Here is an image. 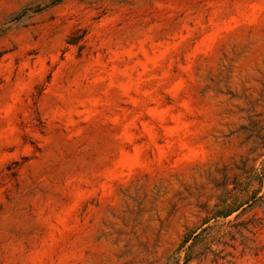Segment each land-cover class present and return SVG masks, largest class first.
Returning <instances> with one entry per match:
<instances>
[{"label":"rangeland","instance_id":"obj_1","mask_svg":"<svg viewBox=\"0 0 264 264\" xmlns=\"http://www.w3.org/2000/svg\"><path fill=\"white\" fill-rule=\"evenodd\" d=\"M0 264H264V0H0Z\"/></svg>","mask_w":264,"mask_h":264}]
</instances>
